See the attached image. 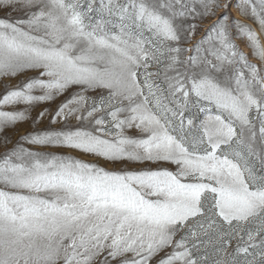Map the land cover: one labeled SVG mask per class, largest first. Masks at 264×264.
I'll list each match as a JSON object with an SVG mask.
<instances>
[{
    "label": "snow or ice",
    "instance_id": "1",
    "mask_svg": "<svg viewBox=\"0 0 264 264\" xmlns=\"http://www.w3.org/2000/svg\"><path fill=\"white\" fill-rule=\"evenodd\" d=\"M0 13V264H264V0Z\"/></svg>",
    "mask_w": 264,
    "mask_h": 264
},
{
    "label": "rangeland",
    "instance_id": "2",
    "mask_svg": "<svg viewBox=\"0 0 264 264\" xmlns=\"http://www.w3.org/2000/svg\"><path fill=\"white\" fill-rule=\"evenodd\" d=\"M234 14H235V12H234ZM2 15H3V13H0V16H2ZM241 47H242V49L245 52H249L250 53V49L248 47H246L243 43H241ZM253 62H255V61H253ZM12 83H15V81H12ZM0 92H3V88L2 87H0ZM42 107H44V106H41L40 108H37L36 111L38 112V111L42 110ZM52 107L54 108L55 105H52ZM33 114L35 115V113H33ZM44 124H47V120L44 121ZM32 127H34V125H31L29 123L20 124V125L17 126L19 131H11L10 130L8 134L13 138V141H15L16 139L19 138L20 135L25 134ZM0 151H3V149L0 148ZM85 158H87V157H85Z\"/></svg>",
    "mask_w": 264,
    "mask_h": 264
}]
</instances>
